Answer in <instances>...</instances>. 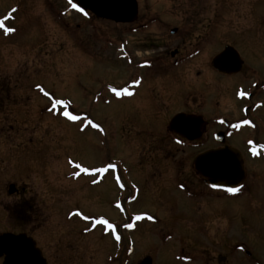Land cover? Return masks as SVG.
<instances>
[{
  "label": "rangeland",
  "instance_id": "1",
  "mask_svg": "<svg viewBox=\"0 0 264 264\" xmlns=\"http://www.w3.org/2000/svg\"><path fill=\"white\" fill-rule=\"evenodd\" d=\"M136 1L115 22L72 0H0V235L26 232L45 264H264V0ZM225 45L240 74L210 65ZM246 106L257 126L237 129ZM176 111L225 132L239 192L202 184L201 147L150 150ZM23 200L30 221L12 211Z\"/></svg>",
  "mask_w": 264,
  "mask_h": 264
},
{
  "label": "water",
  "instance_id": "2",
  "mask_svg": "<svg viewBox=\"0 0 264 264\" xmlns=\"http://www.w3.org/2000/svg\"><path fill=\"white\" fill-rule=\"evenodd\" d=\"M83 11L89 10L95 17L110 19L115 22H130L136 16V0H73ZM175 30H171L174 32ZM212 66L226 73L237 72L241 60L236 50L227 45L215 55ZM202 119L197 116L177 113L169 121V128L188 140L201 137ZM222 133L217 137L221 140ZM240 154L237 150L225 146L219 149L206 150L193 159L194 168L207 177L211 184L226 181L228 185H237L244 177L241 169ZM13 191L10 185L9 192ZM0 256H4L2 264H45L41 251L35 246L31 237L24 233H3L0 235ZM142 264H150L146 259Z\"/></svg>",
  "mask_w": 264,
  "mask_h": 264
},
{
  "label": "flooded vegetation",
  "instance_id": "3",
  "mask_svg": "<svg viewBox=\"0 0 264 264\" xmlns=\"http://www.w3.org/2000/svg\"><path fill=\"white\" fill-rule=\"evenodd\" d=\"M241 59H242L241 60V67H240L239 71L237 72L238 74H240L242 72L243 66H244V64H246V63H244V60H243L242 57H241ZM252 70L254 71L253 68H252ZM237 73H218V74L223 75V76H226V75H233V74H237ZM262 85L264 86V84H262ZM254 86L256 87L257 86V83H254ZM128 93L129 94L126 95V97H130V96L136 95V91L135 92L129 91ZM253 93H254V91H252L250 94H248L247 97L250 98V96H252ZM250 107L249 106H246L244 108V117H243V119H239V120H236L235 122H233V127H237V129L238 128L240 129V128H243L246 125H248L247 123H249L252 128H254L255 126H257L255 124V120H253L252 118H248V115H247L248 114V108H250ZM177 112H183V111H176L175 114ZM183 113H185V112H183ZM185 114H187V113H185ZM187 115H191V114H187ZM162 119L163 120H161V125L159 126V130H158L159 132L154 137V141L151 142L153 144V146L150 147V150H152V152L153 153H156L158 156H161V155H164L165 153L170 152L171 149H173V148L178 149L179 146H183L184 149H186L187 147H191V146H194L196 148L197 147H201L200 148L201 150L198 152V153H200V152H202L204 150H207V149L219 148V147H222V146L226 145L225 140H226L227 136H226L225 132L222 131L223 132L222 138L224 139L223 143H219L217 141V139H216V133L218 131L212 132V134H211V132L210 133H207L208 130H209V124L210 123L205 118H202L204 120V122L202 124V138L199 141H189L185 137L176 134L175 132H173L169 128V125L168 124H169L170 118L166 119V117H164ZM221 121H222V123H225V121L223 119H221ZM207 135L208 136L210 135V137L213 139V142L215 143V146H211L210 145L211 147L210 146L203 147L205 145V143L207 142L206 141L208 139L207 138L208 137ZM244 142L246 143V140ZM263 149H264V147H263ZM149 152L151 153V151H149ZM240 155H241V153H240ZM242 162L243 161H242V157H241V166H242V169H244ZM109 165H112V167H109ZM191 166H192L193 170L195 171V173L200 177V180H201L202 184H204L206 187H209L211 189H220L225 194L232 193V192L228 191L229 188L227 187V182L226 181L219 182L215 186H211L210 183L207 181L208 178L203 177L202 175H200V173L198 171H196L194 169L193 162H192V165ZM94 169H100V168H98L96 166V167H94ZM106 170L109 172V174L111 176V180L114 183L115 182H121L119 184V185H121V187L119 185H117L118 190L126 191V189H125V185H126L125 184V178L126 177L127 178H130V176H131L130 175V169H129V167L127 165H125L124 163H120V165H118L117 163H115L114 161H112V162L107 163L106 167L104 168V172H106ZM115 171L118 172L117 175H116V172ZM91 175H92V173H91ZM242 183H243V181L237 187L238 191H236L234 193H237V192L240 191L241 186H242ZM16 192H19V189L18 188L16 189ZM20 203L15 204L12 207L13 208L12 211H14V213L16 212V214H17V211H19L20 213L23 214V216L20 217L21 220H23V221H26L27 220L28 221L29 219H31V217H29L30 214H28L30 211H32L31 210L32 209L31 208V205H28L27 208L24 209L23 208L24 205H22V203L24 204L26 202H24V200H23ZM114 203H116V202H114ZM17 215H16V217L19 218V215L18 216ZM25 215H27V216H25ZM15 226H16V228H18V226H19L17 221L15 222ZM3 233H8V232H3ZM19 233L26 234V232H24V231L17 232V233L15 232V234H19ZM12 234H14V233H12ZM27 236H29V235H27ZM35 244H36V241H35ZM42 255L44 257L43 252H42ZM1 258L3 259L4 256L0 257V259ZM45 263H46V258H45ZM1 264H2V261H1Z\"/></svg>",
  "mask_w": 264,
  "mask_h": 264
},
{
  "label": "snow or ice",
  "instance_id": "4",
  "mask_svg": "<svg viewBox=\"0 0 264 264\" xmlns=\"http://www.w3.org/2000/svg\"><path fill=\"white\" fill-rule=\"evenodd\" d=\"M70 2H71V0H70ZM72 6H73V7H76L75 4H73ZM8 31H12V30L9 29ZM135 83H139V81H135ZM37 87H39V85H37ZM113 91H116V90L113 89ZM116 94H117V95H120L121 93H120V92H116ZM64 114H65L66 116H67V115H70V114L67 113V112H65ZM72 118H73V119H76V117H72ZM109 167H112V165H109ZM82 171L87 172L88 169H87V168H84V169H82ZM100 171H103V169H100ZM74 175H79V173H74ZM94 182H95V181H94ZM228 191H230V192H236V191H238V189H237V188H229ZM137 219H139V217H137ZM105 223H106V221H105ZM109 227H111V225H109ZM127 227H132V225L129 224V225H127Z\"/></svg>",
  "mask_w": 264,
  "mask_h": 264
},
{
  "label": "trees",
  "instance_id": "5",
  "mask_svg": "<svg viewBox=\"0 0 264 264\" xmlns=\"http://www.w3.org/2000/svg\"><path fill=\"white\" fill-rule=\"evenodd\" d=\"M23 208H24V209H26V208H27V206H25V205H24V206H23ZM20 214H21V213H18V215H20Z\"/></svg>",
  "mask_w": 264,
  "mask_h": 264
}]
</instances>
